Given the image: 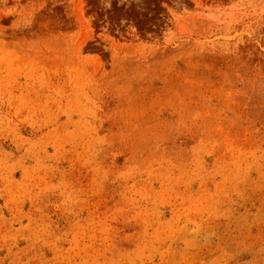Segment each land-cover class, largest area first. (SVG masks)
<instances>
[{
    "label": "rangeland",
    "instance_id": "rangeland-1",
    "mask_svg": "<svg viewBox=\"0 0 264 264\" xmlns=\"http://www.w3.org/2000/svg\"><path fill=\"white\" fill-rule=\"evenodd\" d=\"M0 264H264V0H0Z\"/></svg>",
    "mask_w": 264,
    "mask_h": 264
}]
</instances>
